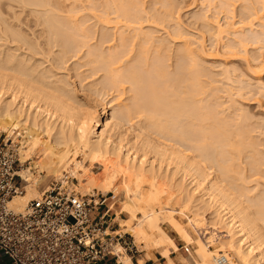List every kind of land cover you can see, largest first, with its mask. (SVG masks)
I'll return each instance as SVG.
<instances>
[{"label":"bare ground","instance_id":"1","mask_svg":"<svg viewBox=\"0 0 264 264\" xmlns=\"http://www.w3.org/2000/svg\"><path fill=\"white\" fill-rule=\"evenodd\" d=\"M13 1L30 5L33 0ZM242 1L244 4L241 6L252 12L251 15L256 16L258 11L256 12L252 6L254 3L257 4L258 0ZM113 2H117V0H113ZM230 2L231 0H222L220 5L227 7ZM45 4V0H38L36 5L45 6ZM127 4L125 2L124 5H117L109 12L116 18L125 20L126 23L121 26L109 27L104 24L93 33L91 32L92 34L90 32L88 34L86 31L88 32L89 29L83 28L84 23L82 26L76 24L72 28V33L78 35L80 42L73 48L68 46L69 49L58 39L59 28L49 18H46L44 26H41L37 33L32 31V37H28L21 29L13 25L11 27L0 19V36L3 37L0 38V41L4 40V44L0 45V134L5 133L8 141L15 133L23 134L24 137H22L17 150L20 160L24 162L28 160V156L33 154L34 145L39 141H44L40 139L45 138L48 142L43 144L42 150L39 149L41 153L39 161L33 163L37 167L32 168V165L28 163L29 168H26L23 173L21 172L22 174L19 172L26 184V192L21 196H14L9 201V205L13 210L20 212L24 209L27 201L37 197L38 194L40 195L36 190V185L41 180V176L40 179L34 180L31 176L32 169L45 173L42 179L63 177L62 169H68V172L73 176H77L82 161L98 160L99 166L104 167L101 168L102 173L100 172L101 174L96 177L95 175L87 177L86 180L78 177L79 182L83 183H81L80 189L91 191L93 188H98L103 193H113L115 197L118 193L121 210L127 212L131 218L140 215L133 234L138 240L141 238L147 240L146 246L163 244L161 242L163 235L157 223L160 217L169 219L168 223L170 220L175 222L177 235L180 234L178 236L182 237V241L189 244L193 241L188 231L189 228L186 227L187 224L183 226L181 221L173 217V208L166 210L162 206L163 204L166 206L167 201L171 199V195L166 194L168 190L164 193L165 188L173 187L175 190H172L178 191L179 194L185 195L184 191H187V201H183L185 199L183 195L181 199V195L176 196L177 199L182 200V208L179 213L183 215L190 203L188 201L191 200L195 205L192 206L194 210L190 208L193 210L190 213L193 217L192 221L187 219L188 223H195L194 225L198 227L192 226L201 227L210 234L208 242L204 243L201 239V241L195 240L193 264H215L216 257L220 255L226 257L227 264H264V191H261L262 194L260 191L253 192L260 186L259 179L264 178V168H261L264 166V159L260 158L263 154L260 155L256 149L254 152V140L249 135L247 136L248 133L246 134L247 131L243 130L244 125L241 124V121L237 123L239 128H241L240 124L243 127L238 129L235 118L228 117L230 120H234L232 122L229 120L231 124L234 122L232 126L230 124L229 126L226 116H224V118L226 117L224 120L223 117L218 118L221 116V112L218 111L219 115H217L215 107L210 108L211 105L207 107L209 102L211 104L208 99L210 95L206 92L208 87L204 89L203 82H200L201 78L199 79V77H202L203 73H200L202 71L199 68L202 66L196 68L197 65L200 66L195 63L199 55L197 58L198 51L194 52L196 50L193 51L189 48L191 45L189 39L182 40L184 48L177 51L176 54L173 50L174 58L179 57V60L186 64H178L175 72H168L170 65L167 66L168 70L162 65L164 60L170 61L171 59L167 53L168 50H171L172 42L169 40L166 43L164 41L159 43L158 41V44H155L154 40L153 44V39L156 38L152 39V34L143 32V26L141 27L140 22H137L138 12L131 13L132 9H129ZM48 13L52 12L48 10ZM213 25L216 29L215 35L220 36L224 31L222 29L225 28L221 29L222 26L220 27L216 23ZM1 26H5V28L2 29ZM234 27L230 23L226 26L228 32L233 31ZM247 31L243 33V35L246 33L244 36L241 35L242 38L237 40L241 39L239 41H242L243 38L248 40L247 36L254 37L253 35L249 36ZM252 32V30L249 31L250 34H253ZM262 32L260 33L264 38V31ZM50 35L52 38L48 37ZM231 35L235 36L234 33ZM259 37L262 36L259 35ZM44 38L45 42H40ZM87 40H95V43L89 45ZM133 46H136V49H128ZM191 46L193 47V45ZM83 47L89 49L87 55L90 54L93 57V62L99 65V70L104 74L102 89L113 90L118 95L124 94L127 89L128 92H137L146 84L151 85L153 89L154 80L166 75L170 76L168 79H172L174 83H181L184 79L183 85L179 86V100L175 103L173 117L164 111L157 113L153 109L149 110L147 117L149 127L159 133L167 135L174 133L176 135L181 151L176 152V161L172 160L175 168V173L173 172L172 176L161 175L160 171L153 167L152 162L146 164L147 162L145 163L143 160L144 163H142V157L141 160L135 162L134 158H131L132 155H129L130 148L126 147V143L125 145L121 144L120 138L117 142L110 140L111 137L108 134L112 128L117 130L124 121L128 123L130 116L143 112V108L139 109L136 104L120 105L118 107L123 111L120 110L119 114L118 111L115 112L116 114L112 113L111 120L104 122L100 121L99 115L95 112L86 116L80 113L82 116H79L77 107L74 106L75 103L77 104L74 92L68 90L67 84L56 72L57 69L52 65L45 66L48 60L45 59L44 54L47 57L54 55V61L60 67L63 65L68 51H79ZM54 48L57 49L56 53L52 51ZM171 67L173 66L171 65ZM255 68L257 70L252 73L257 78L264 71V61ZM178 70L185 72L182 80H180ZM125 84H128L129 87L125 88ZM89 86L96 90V84L92 83ZM204 93L206 94L205 98L203 97ZM198 95H201L203 99L196 98ZM134 98L129 97L128 100L132 103ZM162 99L165 98L163 96L154 97L152 103L160 106ZM203 102L205 104L200 107ZM80 105L79 102L78 106ZM160 116H164V119H161ZM100 126L103 128L99 131ZM233 126L236 127L235 130L231 128ZM120 129L119 127L118 130ZM135 141L137 142V138ZM131 142L129 141L127 144ZM146 144L149 145L147 142L144 145L142 143L144 148L148 147ZM147 149L149 150V148ZM142 150L144 149L142 148ZM154 151L156 154V149ZM78 152L82 154L79 161L75 159ZM186 152H192L193 155H185ZM72 161L73 164H71ZM205 164L207 165L204 166ZM206 168L213 169L215 175L210 178V173H207ZM228 168H234L232 171L240 173L237 177L238 179L241 175L239 182H235L236 178L233 177L235 174L233 172L231 175L232 171L229 172L231 169ZM228 172L231 173V176ZM179 174L180 180L177 182L174 177ZM145 178L149 181L148 185L145 184L146 186L142 185ZM251 183L253 186L249 187ZM261 186L263 187V185ZM251 193L254 194L251 195L252 197L249 195ZM174 194L176 195V193ZM211 209L213 218H210L211 220L208 222L205 212ZM217 232L222 234L220 239L216 238ZM214 242L218 243L217 249L216 247L214 250L209 249L206 243ZM114 254L119 256L121 264H131L130 258L123 253L121 247H118ZM191 259L193 258L191 257ZM143 262L140 260L139 264H143Z\"/></svg>","mask_w":264,"mask_h":264},{"label":"rangeland","instance_id":"2","mask_svg":"<svg viewBox=\"0 0 264 264\" xmlns=\"http://www.w3.org/2000/svg\"><path fill=\"white\" fill-rule=\"evenodd\" d=\"M37 1L33 0L30 2L32 4L29 5L27 3L22 4L14 2L13 0H0V19L11 25V27L13 25L21 29L28 37H32V31L37 33L41 26H44L46 18H49L51 22L56 24L59 28L58 39L67 48L68 46L69 48H73L74 45L80 42L78 35L76 36L74 33H72V28L76 24H81L82 26V23H84L83 28L85 27L89 29L88 32L86 31L88 34L89 32L93 33L94 30H97L104 24H107L109 27L121 26L126 23L125 20L122 18H116L115 16L109 14V12L117 7V5H124V3L127 2L129 9H132L131 13L135 11L138 12L137 22H140V24H138L141 25V27L143 26V32L152 34V39L156 38L153 39V44L154 40L156 41L155 44H158V41L159 43L162 41L166 43L169 42V40L172 42L170 44L171 50H168L167 53L171 59L170 61L166 60L168 62L164 60V64L162 63V66L165 67L166 70H168L167 68L170 65L168 72L170 71L171 73L175 72V68H177L178 64H186V62L180 61L179 57L174 58V52L176 54L177 51L184 48V46H182V40L184 38L187 40L189 39L188 41L191 43V45H193V47L189 45V48L193 49V51L196 50L194 52H199V54L197 52V58L199 55L197 62H199L195 63L196 65H200H197V69L202 66L199 68L201 69L200 71H202L200 73H203V76L201 75L202 77H199V79L201 78L202 80H200V82H203L202 86H204V89L208 87L206 92L208 95H210L208 99L211 101V104L209 102V105L206 106L209 107L211 105L210 108L215 107L214 110H217L215 111L216 113L220 111L221 116H218V118L223 117V120L226 119V117L232 119L235 118L234 120H236V125L240 123L239 121H241V124L244 125L243 130L247 131L246 134L248 133L247 136L249 135V137H252L254 140V152L256 149L260 155L263 154L261 157H259L264 159V71H262L260 75L257 76V78H255L256 75L252 73V71L257 70L255 67L259 65L260 62L264 61V40H262L264 38L263 35H261V33H263L262 31H264V0H258V3H254V5L251 3L256 12L258 11L256 16L251 15L252 12L244 9L243 6H241L244 4L242 0H231L227 7H222L220 5L222 0H117V2H113V0L112 2L111 0H45V6H37ZM45 10H47V12H45ZM48 10L52 13H48ZM212 22L214 24L216 23L217 25L219 24L220 27L222 26L221 29L225 28L222 29L224 31H222L220 36L215 35L216 33L214 32L216 29ZM228 23L235 26L233 31L228 32L229 28H226ZM1 27L2 29L5 28V26ZM248 27H250V29H248ZM250 30L253 31V34L249 33ZM246 31L249 36L251 35L252 37L253 35L254 37L250 38L247 36L246 38H248V40L246 38V40L243 38L242 41H239L241 39L237 40L238 38H242L241 35L244 36L246 33L244 35L243 33ZM233 33L235 36L231 35ZM257 34L262 37H259ZM48 37L52 38L51 35ZM0 38L3 37L0 36ZM249 39L253 40L250 41ZM238 41L241 43V46ZM40 42H45V38L41 39ZM88 42V44L91 45L95 43V40H90ZM2 44H4V40L0 41V45ZM197 45L198 47H202L198 48L196 47ZM131 48L134 50L136 49V46L129 47L128 49ZM52 51L56 53L57 49L54 48ZM88 51L89 49L86 47H83L79 51L77 50L75 52L68 51L69 53L66 54L63 65L60 67L57 66V63L54 61V55H49L50 57H47L46 54H44V57H46L45 59L48 60V62L45 63V66L52 65V67L57 69L56 72L58 73L59 77L65 81L68 86V90L70 92H74L76 95L75 102H77V104L75 103L74 106L77 107L79 116L81 114L86 116L95 112L97 115H99L100 121L104 122L105 120H111L110 116L112 113L116 114L115 112L118 111L117 113L119 114L120 110L123 111L118 107L120 105L123 106L125 104H136L139 109L143 108V112H140L139 114L135 113L134 115L130 116L128 123L124 121V123L119 126L121 128L120 130H118L119 127L117 130L116 128H112L108 134L111 137L110 140L112 142H117L120 138L121 144L125 145L126 143V147L130 148L129 155H132L131 158H134L135 162L141 160L142 157V163H144L143 160L145 163L147 162L146 164H148V162H152L153 167L160 171L161 175H166L169 177L172 176L173 172L175 173L173 161H176V152L179 150L181 151L177 143L176 135L174 133L168 135L159 133L152 127H149L147 125V117L150 109L155 110L157 113L164 111L173 117L176 107L175 103L177 100H179V86L183 85L185 72L178 70V73L180 74V80L183 79L181 83H174L172 79H168L170 76L166 75L162 78L154 80L153 89L151 85L146 84L142 89L139 88L137 92H128L127 89L124 94L118 95L117 93H114L113 90L102 89L101 84L104 81V74L99 70V65L93 62V57H91L90 54L87 55ZM171 65L173 67H171ZM92 83L97 85L96 90L90 88L89 85ZM124 87L126 88L129 86L128 84H125ZM205 95L206 94L204 93L203 97ZM160 96L165 98L162 99L161 105L158 106L153 104L152 100L154 97ZM114 97L116 98L114 99ZM129 97H135L134 100H132V103L128 100ZM203 97L201 95L196 96L198 99H203ZM79 102L81 104L80 106H78ZM202 104L205 103H201L200 107H202ZM218 113L217 115H219ZM167 114L166 116L169 117ZM224 116L226 117L224 118ZM160 117L161 119H164V116ZM229 118L226 120V122L228 121V125L230 124L232 126L234 122L231 124L230 121L232 122L234 120H230ZM241 124L240 127L242 128L243 125ZM234 126L231 127L233 128L232 130H235L234 128H236ZM170 127L173 129L171 124ZM102 128L103 127L100 126L99 131L102 130ZM241 128H239L238 124V129ZM135 135L137 142L135 141ZM22 137H24L23 134L17 135V133H15L11 138H9L8 141V138L6 139L5 133L0 134V142L10 145L11 148H13L16 152L20 163H22L20 167L21 170L19 171L20 173H23L26 168H29L30 165L28 163L32 165V168L37 167L34 166L33 163L39 161V156L41 155L39 151L42 150L41 147L44 146L43 144L47 142L45 138L40 139L44 141H37L38 145H34L33 154L28 156V160L24 162L23 160H20L17 150ZM129 141L132 142L127 144ZM145 142L149 143V145L146 144L149 150L143 147ZM142 148L144 150H142ZM153 149H156V154ZM141 152L145 155L144 157ZM184 154L189 156L193 155L192 152H186ZM81 158L82 154L78 152L75 159L79 161ZM73 163L74 162L72 161L71 164ZM206 165L207 164L204 166ZM79 168L80 169L77 172V176H73V174L68 172V169H62L63 177L59 176V178L47 177L42 179V176L45 175V173H40L35 169L31 170V176L34 178V180L40 179L41 176V180L36 185V190L38 193H41L49 187L58 184V186L61 185L67 191L80 195L98 193L106 195L107 197L115 196L113 193H103V191L98 188H93L91 191L80 189L82 182H79L78 177H82L84 180H86L89 177H93L94 175L96 177V175L99 176L102 173L101 170L104 167L102 168V166H99L98 160H84L82 161V166ZM261 168H264V166ZM228 169L230 170L231 168ZM232 169L229 172H231ZM19 172L18 175L21 177L23 185L26 186L21 176L22 173L20 174ZM208 172L210 173V178L215 175L213 169H207V173ZM233 172L235 176L233 175ZM231 173H229V175L231 174L236 178V180L234 179L235 182H239L241 175L238 179L237 177L240 173H235V171H232ZM174 178L176 181L180 180V174L176 175ZM145 179L146 180H143L144 183L142 182V185H148L149 181L147 178ZM259 183L260 186L257 187L253 192L260 191V194H262L264 191V178L259 179ZM261 185H263V187ZM251 186H253V183L249 185V187ZM169 188L170 189H167L166 187L164 191L165 193L166 190H168L166 194L169 193L171 195V199L166 203L168 208L164 204L162 206H164L166 210L173 208V217L176 220L181 221L183 226L187 224L186 227L188 226L187 229L189 228L188 231L190 232L193 241L190 244L185 243L184 240L182 241V237H179L180 234H178L179 236L177 235L178 231L175 227V222L170 220L168 223L169 219L160 217L157 223L162 235L164 236H162L161 240L164 245H160L161 243H159V246H157L158 244L155 246H146L145 243H147V240L142 238V240H138L136 235L134 236L133 234L135 233L134 229L138 223V218L140 215H137L135 218H131L127 212L121 210V202L119 201L120 196L117 195L118 193H116V197H114L113 200H107L108 205L111 208L108 214L111 221V231L115 232L113 234L123 235V238L119 241V244H116L114 252L116 249H118V247H121L123 249V253L129 257H132L131 259L134 261V263L136 260L138 264L140 263V260L142 262L144 261L143 264H193V261L195 260V240L201 239L204 243L208 242L210 234L208 231H204V229L201 227L196 228L198 226L194 225L195 223L190 222V226L187 219L191 220L193 217V215L190 213L193 212L194 208L192 206L195 204L191 200L188 201L190 202H187L189 206L187 205V210H184L185 212L183 215H181L182 213L179 212L182 208V200L180 201L176 196L181 195V199L183 193L179 194L178 191L172 190L174 189L173 187ZM188 188L185 189L189 190ZM170 191L172 193H176V195L174 193L172 194ZM186 192L187 191H184L185 195H183L186 200L184 199L183 201H187ZM252 193L249 195H254ZM9 207L12 209L10 205ZM190 208H193V210ZM211 210L205 212L208 222H210L209 220L213 218V210ZM216 235H218L216 236L217 239L222 237V234L218 232ZM143 240H145V242H143ZM122 241H124L125 244H123ZM114 243L117 242L114 241ZM206 244L211 250H214L215 247L217 249L218 247L217 242ZM183 246H187L189 248L188 253L184 251L182 248ZM190 256L193 259H191Z\"/></svg>","mask_w":264,"mask_h":264},{"label":"built area","instance_id":"3","mask_svg":"<svg viewBox=\"0 0 264 264\" xmlns=\"http://www.w3.org/2000/svg\"><path fill=\"white\" fill-rule=\"evenodd\" d=\"M21 165L14 149L0 142V252L10 264H100L108 256L118 260L114 248L123 235L111 231L107 201L115 196L80 195L56 184L15 212L9 201L25 192L18 175ZM227 262L222 255L215 260Z\"/></svg>","mask_w":264,"mask_h":264},{"label":"crops","instance_id":"4","mask_svg":"<svg viewBox=\"0 0 264 264\" xmlns=\"http://www.w3.org/2000/svg\"><path fill=\"white\" fill-rule=\"evenodd\" d=\"M129 258L131 260V264H138V262L136 260H135V263H134V261L131 259L132 257H129ZM0 264H10V261L1 252H0ZM100 264H121V263L119 262V256H118V260H116L114 257L108 256L102 262H100Z\"/></svg>","mask_w":264,"mask_h":264}]
</instances>
